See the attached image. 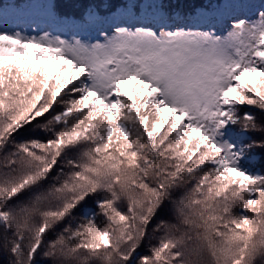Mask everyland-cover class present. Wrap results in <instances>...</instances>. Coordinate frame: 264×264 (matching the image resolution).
I'll return each mask as SVG.
<instances>
[{"label":"snow or ice","instance_id":"obj_1","mask_svg":"<svg viewBox=\"0 0 264 264\" xmlns=\"http://www.w3.org/2000/svg\"><path fill=\"white\" fill-rule=\"evenodd\" d=\"M0 264H264V0H0Z\"/></svg>","mask_w":264,"mask_h":264},{"label":"trees","instance_id":"obj_2","mask_svg":"<svg viewBox=\"0 0 264 264\" xmlns=\"http://www.w3.org/2000/svg\"><path fill=\"white\" fill-rule=\"evenodd\" d=\"M253 112H257V110L255 109H252ZM257 138H258V134H257ZM258 151H261V150H258Z\"/></svg>","mask_w":264,"mask_h":264}]
</instances>
